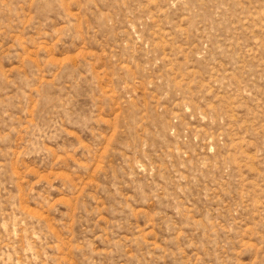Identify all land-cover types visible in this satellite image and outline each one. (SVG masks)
I'll list each match as a JSON object with an SVG mask.
<instances>
[{
    "label": "rangeland",
    "instance_id": "rangeland-1",
    "mask_svg": "<svg viewBox=\"0 0 264 264\" xmlns=\"http://www.w3.org/2000/svg\"><path fill=\"white\" fill-rule=\"evenodd\" d=\"M0 264H264V0H0Z\"/></svg>",
    "mask_w": 264,
    "mask_h": 264
}]
</instances>
